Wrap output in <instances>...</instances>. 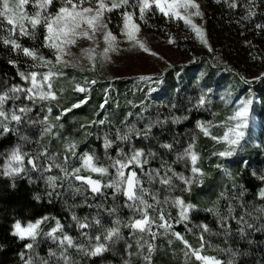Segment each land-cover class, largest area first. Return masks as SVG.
<instances>
[{
  "label": "snow or ice",
  "instance_id": "1",
  "mask_svg": "<svg viewBox=\"0 0 264 264\" xmlns=\"http://www.w3.org/2000/svg\"><path fill=\"white\" fill-rule=\"evenodd\" d=\"M216 3H226L230 8H237V0H215ZM54 0H15L10 6V0H0V31L5 29L2 27L4 22L11 27L7 29V36H0V41L5 46H10L13 52H22L23 56L30 58L32 63L28 65L29 69L44 68L47 71H18L17 75L23 82L21 84H12L10 87H4L0 90V138H4L9 134L17 138V143L10 149L0 152V176L9 178H24L29 182H33L30 173H40L39 179L45 183V195L48 202L52 203L54 199H63L66 194H71L73 198L83 196L84 202L78 207L96 208L103 210L112 220V226L105 227L97 212L94 216L80 217L73 213L71 220L79 231V236L83 238L81 242L78 238L73 237L65 231V226L56 217L44 215L35 220H28L26 223L20 220L14 221L11 225V234L24 243L25 251L20 253L23 264H51L55 258L57 264H78V262L69 254L70 249H75L77 253H83L90 257H101L104 253L111 250V247L119 240L123 239L121 228L131 230L130 234L136 232L146 234L149 239H145L141 235L137 241L139 249L147 248V254L143 255L146 264H152L151 254L154 250V241L158 233L153 230L155 224L158 229H164L184 246V255L188 259L194 258L195 261L202 264H236V258L240 255L231 247L220 248L216 246L219 252L229 257L226 261L218 259L215 256L202 254V250L207 244L212 247L210 242L205 240V234L211 233V229L207 224H200L197 227L201 230L198 236L199 246L194 247L182 233L172 230V223L169 221L173 218L170 213L165 212V207L178 209L177 217L174 223H184L189 220L190 210H195L197 205L186 202L180 196H168L163 201L159 199V190H155L152 186L157 183L165 190L171 192L174 189H180L190 192L193 185L203 184V177L207 174L198 166L199 154L194 150L193 143H189L182 152H178L176 159L172 162H183L184 168L189 172H178L172 164L162 161L157 168L149 167L152 160L157 157V153L146 151L143 148L134 146L133 139H148L151 133L152 124L145 125L144 131L138 130L137 126L126 124L125 121L134 113L129 112L124 121H121L122 127H117L114 133H106L103 137L102 148L104 149V158L101 160L93 152L77 151L78 145L66 139L63 142L61 151L53 152L48 145L42 144L41 141L45 137L59 139V133L56 131L62 128L63 124L59 123L61 118L74 109L80 108L88 103V97L77 99L71 103L69 107H62L57 104L59 114L52 120L53 108L51 106L44 107V102L56 101L58 97L57 90L53 85L54 76H63L61 69L52 71L57 65L62 67L78 68L80 71H92L97 64L109 59L108 53L117 51L120 41L117 36L109 28L107 14L113 11H120L122 27L121 35L133 47L138 48L145 53L153 56L158 54L150 49L146 41L141 37V21L147 23V14L153 9L168 18H176L184 22V24L196 34L200 42L208 47V40L205 37L202 26L194 23L193 18H202L203 11L198 0H60L61 7L56 9L53 14L49 11ZM31 4L35 9L33 13L26 11V6ZM87 5V6H85ZM245 14L242 20H249L256 15L258 0H245ZM131 9V10H129ZM42 27L45 31L43 47L53 50L54 61L44 56L38 49L29 48L18 42L17 32L20 37H29L35 39L36 31ZM257 30H264V24H256ZM91 41L88 47L80 48V57L68 60L65 57L72 56L69 46H76L79 40ZM104 47H100V42ZM168 43H174L169 36ZM251 43V42H246ZM97 49H100L97 51ZM211 50V49H210ZM163 59L162 57H160ZM86 60L89 67L85 68L81 65L80 60ZM10 65L16 66L17 61L9 60ZM171 67V65H169ZM264 77V73L254 79ZM137 81L151 82L153 76L138 75L135 77ZM245 83L251 81L241 77ZM94 79H85V83L89 85L95 84ZM160 83V80H156ZM74 90L79 93H85L88 89L79 83L74 85ZM155 88H149V92L155 91ZM62 91V89H61ZM107 89L105 92L107 93ZM26 101V103H21ZM11 102V107H8ZM108 103L107 96L100 108H105ZM132 104V101L128 102ZM207 103L206 94H201L194 108L203 107ZM251 100H242L233 109V114L222 121L220 126L225 128L223 135H212L210 128L213 127L212 122L201 123L197 121L196 127L200 129L204 136H210L213 141L225 142L228 147L213 155L219 157H230L237 151V146L245 136L244 129L248 127L250 113L249 105ZM39 106L40 111L35 117L31 114L34 109ZM133 107L137 105L132 104ZM146 109L141 108L139 113H135L138 117L143 116ZM187 117H173L172 123H180ZM106 120L92 121L93 124L104 125ZM167 121L157 120L156 124L166 123ZM40 126L39 139L33 140L28 136L24 129L27 127ZM85 125H81V128ZM35 144L37 147L26 150L25 145ZM124 145H131L125 149ZM161 148L171 152L173 144L164 143ZM115 150V155L111 154V150ZM78 162V165H74ZM217 168L222 165L217 164ZM56 174H52L53 172ZM231 176L230 173H226ZM107 177V181L103 179ZM264 181V177L260 178ZM179 182L177 184L176 182ZM149 186H145V185ZM67 185V187H65ZM236 186L233 185V188ZM243 196V191L238 193ZM259 199H264V187H261L257 193ZM123 197V204L118 205L116 201ZM149 198L154 203L149 202ZM39 201L42 199L40 195L34 197ZM99 200V203H89V200ZM112 200V206L107 207L106 202ZM228 199L225 192H221L212 207L206 208L205 211L211 212L217 217V223L225 239L227 240L233 233L231 221H235L237 225L236 233L241 237L247 235L249 230H264V206L257 207L252 205V211H245L237 215V209L229 203L226 210L222 211L220 201ZM119 207L127 208L132 215L127 221H123L119 214ZM244 207V205H241ZM155 214V217L153 216ZM157 219L159 223H157ZM54 220L55 225L50 230L45 231L44 225ZM253 221H262L260 227L256 228ZM96 227L97 234L91 235L89 231ZM187 231L192 232L191 228ZM59 233V235H58ZM217 235L218 233H211ZM41 237L51 239L56 245V250H49L48 257H41L36 251L38 241ZM171 243V241H169ZM131 247V246H129ZM125 264H128L125 261Z\"/></svg>",
  "mask_w": 264,
  "mask_h": 264
},
{
  "label": "trees",
  "instance_id": "2",
  "mask_svg": "<svg viewBox=\"0 0 264 264\" xmlns=\"http://www.w3.org/2000/svg\"><path fill=\"white\" fill-rule=\"evenodd\" d=\"M205 3L207 14L204 16L203 26L210 42L218 39L222 43L221 45L225 46V40L231 41L236 47L242 49L240 57H243L260 74L264 73V30L255 28L256 24H264V0H258L256 15L249 20L241 19L246 11L244 7L245 0H237L238 7L235 9L230 8L223 2L216 3L215 0H210V2L206 0ZM164 19L165 16L159 13L154 24V32L158 36L163 35L161 27L164 26ZM180 23L184 24L183 21H180ZM2 27L5 30L0 31V36H7V29L11 26L7 25L5 21ZM242 29L248 30L247 33L243 34ZM44 34V29L39 27L36 31L35 39L20 37L18 32L16 38L22 45L38 49L44 56L54 61L51 53L47 48L43 47ZM221 51H223V48ZM228 55L226 54V56ZM10 59L17 61V65H10L8 63ZM32 63L38 64L39 61H32L30 58L23 56L22 52H13L10 46H5L0 41V90L4 87H10L12 84L23 83L17 75L18 71L48 70L44 68L29 69L28 65ZM49 68L52 71L62 68L63 76L69 75L71 71L76 73L83 72L78 68L62 67L61 65H57L56 68H52L49 65ZM205 70L201 80H191L189 78L179 87L175 84L173 85V76L169 74V80H171L172 85L151 94L149 97H146L143 93L144 95H141L143 100L135 96L131 101L137 107H133L132 104L128 103L130 101L128 98L132 96L125 91L122 93L124 95H120L119 99L115 102L108 101L105 108L101 109L100 104L104 101L102 98L103 91L95 87L87 88L88 103L78 109H74L59 121V123L63 124L62 128L56 129L60 138L45 137L41 143L48 145L51 151L57 152L62 150L63 142L66 139H70L78 145V152H93L102 160L104 158V149L102 148L104 135L106 133H114L117 127H122L121 121H124L125 116L131 112L134 115L125 121L126 124L136 125L141 132L144 131L145 125H153L148 139L134 138L132 142L137 148H143L146 151L150 150L158 154L149 167L157 168L162 161H166L172 164L176 171L189 175V172L184 168L183 162L175 164L172 162L176 159L177 153L182 152L189 143H193V138H195L194 150L200 156L198 166L207 174L203 177V184L193 185L190 192L183 191L182 186L180 189H174L171 192L163 189L158 183L152 186L155 190H159V199L161 201L171 195L180 196L186 202L197 205L195 210H190L189 220L184 223L173 222L177 217L178 209L165 207V212L170 213L173 218L169 221L172 223V230L182 233L194 247H198L200 243L198 236L201 230L197 226L207 224L211 229V233L218 234H205V240L213 246L208 247L206 244L202 254L215 256L226 261L229 257L219 252L216 246L218 245L220 248L231 247L240 253L236 258V264H264V230H249L246 236L241 237L236 233L237 225L233 220L230 222L233 234L226 240L217 223V217L211 212L205 211L206 208L213 206L221 192H225L228 196V199L220 201L222 211L226 210L229 203L237 209V215L242 214L245 209L252 211V205L257 207L264 206V199H259L257 196L259 189L264 187V181L260 179L264 177V77L252 80L250 86H247L245 82L237 78L240 84L238 93L245 92L247 87H250L251 92L258 97V106L255 108L258 123L257 145L248 149L242 156L233 159L230 168L231 176L221 177L217 174L218 170H215L212 164L215 161V157H217L213 155L217 142L213 141L210 136H204L200 129L196 127V123L197 121L205 124L209 121L215 122L223 116L225 107L221 98L223 92L221 89L223 81L221 79L228 76L229 72L222 70L221 74H219L220 76H216L217 70H215V67L208 65ZM103 73H105L103 76L108 75L107 70ZM61 77L59 75L53 77L55 90H57L56 86L61 81ZM129 81L130 79L119 78L115 80V84L117 88L124 90L125 86L123 85L129 83ZM68 91L60 93L56 101L44 102V107L51 106L53 108L52 120L59 114L57 104L62 107H69L71 103L85 96V93L76 92L73 88ZM201 94H206L207 103L198 109L194 108L193 105ZM21 103H26V101H21ZM11 106V102H9L8 107ZM141 108L146 109V111L143 116L138 117L135 113H139ZM39 111L40 107L37 106L31 115L35 117ZM185 116L187 117L186 120L182 119L180 123H172L173 117ZM101 119L107 122L104 125L91 123ZM157 120H166L167 122L156 124ZM81 125H85V127L81 128ZM24 131L33 140L40 137L39 125L27 127ZM211 134L216 135L213 132ZM16 143L17 138L11 134L0 138V152L10 149ZM164 143L173 144V150L169 152L161 148L160 145ZM130 146L124 145L126 150ZM35 147H37L35 144L25 145L26 150H31ZM111 154L115 155L114 149L111 150ZM2 163L3 161L0 160V164ZM74 165H78V162H74ZM52 174H56V172L54 171ZM30 175L33 182H29L26 177L13 179L0 176V264H23L20 253L25 251L24 243L26 241H20L11 234V225L16 220L27 222L44 215L56 217L65 226V231L78 238L81 242H83V238L79 236V231L71 220L73 213L80 217L86 215L91 217L99 212L104 226H112L114 217H110L102 209L77 206L83 204V196L73 198L69 193L63 199H54L52 203H49L45 195V183L42 179H39L40 173L33 172ZM103 179L106 182L108 178L104 177ZM176 183L179 184L178 181ZM233 185L236 187L233 188ZM145 186L149 185L146 184ZM240 191H243V196L233 199L238 196ZM36 195H40L42 199L39 201L35 200L34 197ZM123 199V197H120L116 203L122 205ZM99 202L98 199L95 201L89 200V203ZM149 202L154 203L150 198ZM112 203V200L109 199L106 202V206L111 207ZM241 205H244V207H241ZM118 214L125 222L132 215L124 207H119ZM153 216L155 217V214ZM253 222L256 228H259L262 221ZM157 223H159L158 219ZM188 228L193 231H187ZM153 230L158 235L152 241L154 244V250L151 254L152 264H201V262L195 261L194 258L188 259L185 257L183 244L176 240L170 232L158 229L155 224L153 225ZM87 231L93 236L97 234L96 227ZM121 232L123 239L117 241L111 247V250L104 253L101 257L86 256L83 253H77L75 249H70L69 254L78 264H125V261L128 264H146L143 260V255L147 254V248L139 249L137 241L141 235H144L145 239H149V237L139 232L132 235L130 234L131 230L128 228H121ZM50 249L56 250L57 245L51 239L41 237L36 251L41 257L47 258ZM51 264H57L55 258L52 259Z\"/></svg>",
  "mask_w": 264,
  "mask_h": 264
},
{
  "label": "rangeland",
  "instance_id": "3",
  "mask_svg": "<svg viewBox=\"0 0 264 264\" xmlns=\"http://www.w3.org/2000/svg\"><path fill=\"white\" fill-rule=\"evenodd\" d=\"M205 1L206 0H198L204 14L203 17L193 19L194 23L202 26L205 37L208 40V47H205V45L200 42L190 27L181 24V20L176 18L165 17L164 26L161 27L163 35H156L154 32V24L159 16V12L153 9L152 12L147 14V23L137 21L140 23L141 37L146 41L150 49L158 55L153 56L150 53H145L138 48H133L121 35L120 29L122 27V20L120 11H113L112 13L107 14V16L110 30L117 36L118 41H120L118 50L109 52V59L107 61L99 62L92 71H83L79 73L71 71L69 75L62 76L61 81L56 87L58 95L62 92H69L68 90L70 88L74 89V85L79 83L86 89L95 87L96 89L102 90L103 100H105V97L107 96L108 101L115 102L120 98V95H124L122 93L125 91L132 96L131 98H128V100H133L135 96L136 98L139 97V99L141 98V100H143V96L141 97L143 93L146 97H149L151 94H154L161 89L164 90L168 88L167 86L172 85L171 80H169V74H172L173 76V85L175 84L179 87L181 84L185 83L186 80H189V78L191 80H201L205 74V67L207 65L215 67V70H217L216 76H220L219 74H221L220 72L222 70L228 71L229 75L221 79L223 81V84L221 85L223 91L221 98L223 99L225 111L220 119L212 122L213 127L210 128V132L212 131L213 133H216V136L223 135L226 129L220 126L221 122L227 121V118L233 114V109L240 101H252L249 105V124L248 127L244 129L245 136L240 145L237 146V151L230 157H219L216 155L217 157H215V161L212 163L215 170H218L217 174H219V176L229 177L226 173H230L231 162L233 159L242 156V154L248 149L257 145L258 123L255 108L258 106V97L255 93L251 92L250 87H247L245 92L238 93L240 84L238 83L237 78L241 79V77H244L252 82V80H254L255 77H258L260 73L248 64L243 57H240L242 49L236 47L231 41L225 40V46H222V43L218 39L210 42L209 36L203 26L204 16L207 14ZM14 3L15 0H10V6ZM59 7H61L60 0H54L49 11L54 14ZM25 10L32 13L35 9L29 4L26 6ZM247 31L248 30L242 29L243 34L247 33ZM169 36L173 38L174 43H168ZM91 44V41L83 39L79 40L76 46H69L73 55L65 57V59L73 60L79 58L80 48L88 47ZM100 47H104L102 41L100 42ZM222 48L223 51H221ZM47 50L51 53L54 59L53 50L49 48H47ZM99 50L100 49H97V51ZM226 54H229L230 56L228 55V57ZM80 63L85 68L89 67L86 60L81 59ZM169 65H171V67H169ZM68 68L73 67L69 66ZM105 70H107L108 75L103 76ZM43 71L47 70H40L38 72ZM141 74L153 76V81H137L135 77ZM119 78L130 79L129 83L123 85L125 86L124 90H120L116 87L115 80ZM85 79H94L97 82L93 85H89L85 83ZM156 80H160L161 82L156 83ZM242 82H244V80H242ZM251 82L245 84L250 86ZM149 88H155L156 90L149 92ZM105 89L108 90L107 93L105 92ZM86 94H88V91L85 92V96H87ZM227 147L228 145L225 142H217L215 152L223 151ZM217 164L222 165V167L217 168ZM54 225V220L49 221L44 225L45 231L50 230ZM162 231H164V229Z\"/></svg>",
  "mask_w": 264,
  "mask_h": 264
}]
</instances>
